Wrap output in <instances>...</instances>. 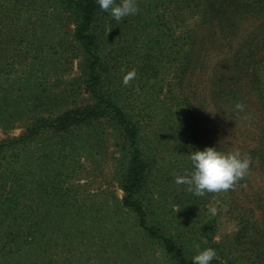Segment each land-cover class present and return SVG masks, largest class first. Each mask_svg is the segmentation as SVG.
I'll return each instance as SVG.
<instances>
[{"label":"rangeland","instance_id":"1","mask_svg":"<svg viewBox=\"0 0 264 264\" xmlns=\"http://www.w3.org/2000/svg\"><path fill=\"white\" fill-rule=\"evenodd\" d=\"M148 2L138 0V5L144 9ZM170 6L163 17L172 18ZM27 8L26 2L19 4L17 18L8 19L0 0V18L8 27L15 23L19 28L15 33L4 29L6 33L0 34V41L10 40L8 48L0 49V64L6 69L0 71V101H9V108L0 111V143H12L0 152L1 191L4 195L16 192L20 202L10 217L21 215L17 218L22 220L24 214L22 228L30 225L25 241L2 242L0 264H176L162 243L138 226L136 214L122 207L124 172L120 161L126 153L121 149L126 139L107 118L76 124L66 131L40 129L18 141L38 118L52 119L67 108L93 103L84 92L82 53L71 38L75 21L55 2L37 8L32 18H25ZM177 12V34L186 36L192 30L197 37L208 38L214 32L201 24L199 14L187 8ZM129 17L127 23L125 18L117 23L114 45H106L105 52L116 49L109 65L111 75L127 100V110L143 126L141 146L146 154L152 153L146 194L155 210L151 222L170 225L168 232L185 247L188 257L211 247L218 253L212 262L218 264H264V114L256 115L261 90L257 80L262 81L264 91V70L259 71L256 81L246 79L248 95L243 111L219 108L220 104L211 99V72L223 53L232 54L237 40L228 45L221 38L222 44L216 47L206 43L208 63L189 78L191 89L197 92L206 138L226 151L239 149L252 163L250 175L235 188L196 196L186 185L175 183L176 175L188 172L185 154L176 147L178 136L163 133L160 140L153 131L166 108L175 104L176 94L171 91L182 93L179 72L164 62L158 80L140 83L134 62L141 61L140 46L145 38L135 18ZM256 24L252 18L243 20L239 36ZM43 50L46 55H41ZM38 63H43L44 72L38 73V81L28 80ZM130 72L134 77L124 84ZM187 87L185 93L190 89ZM36 90L43 97H35ZM149 104L159 106L155 112L161 113L147 116ZM20 106L24 111L18 113ZM194 199H199L198 204L191 203ZM212 207H216V215L210 213ZM185 209L193 213L192 218L180 212Z\"/></svg>","mask_w":264,"mask_h":264},{"label":"trees","instance_id":"2","mask_svg":"<svg viewBox=\"0 0 264 264\" xmlns=\"http://www.w3.org/2000/svg\"><path fill=\"white\" fill-rule=\"evenodd\" d=\"M148 1L144 9L139 7V13L132 16L136 20V26H140L139 32L145 38L140 46L143 53L141 61L134 62L135 72L140 83L142 82L144 85L152 79L160 78L164 62L173 65L176 72H179V75L176 74L179 77L178 83L181 85L182 93L177 94L173 90L171 91L176 94L173 95L175 104L173 108H166L165 114L158 120L157 127L153 131L160 140L164 137L163 133H168L171 137L178 136L176 147L180 152H184L183 160L187 164L186 168L189 172L191 171V162L188 153L197 148L214 146L213 140L206 138L200 106L197 102V92L195 89H191L192 83L189 78L196 73L199 66L204 67L208 63L210 52L204 50L207 42L216 47L222 44L221 38L228 45L237 40L232 54L223 53L220 59H217L211 72L210 94L211 99L220 104L219 108L227 106L234 111L237 103L244 104L245 95H248L246 79L250 77L256 81L259 71L264 70V0ZM25 2L29 10L25 18H32L36 15L37 8H41L47 3L52 5L55 2L75 21L71 38L82 53L80 69L85 83L84 92L90 96L93 103L67 108L52 119H46L43 116L38 118L37 123L29 128L30 134L22 135L18 141H24L40 129L55 128L66 131L76 124L83 122L91 124L100 118H107L116 131L126 139L125 144L121 147L126 153L123 154V159L120 161V168L124 172L122 207L136 214L138 226L152 238L161 242L166 253L176 261V264H192V257H188L185 247L168 232L167 229L170 225L152 223L150 219L155 214V210L151 208L152 198L146 196L152 153L146 154L141 146L143 126L140 124V120L133 119L130 111L127 110V100L123 98L120 88L115 84L114 76L111 75L109 65L110 61L115 58L116 49L111 47L108 53L105 52L106 45H114L116 33L113 31L118 22L113 20L108 12L102 11L96 0H3V7L6 12L8 11L7 17H10L8 19L17 18L16 8L21 3L25 5ZM170 4L172 5L170 8H173L172 18H165L162 14ZM179 8L181 10L187 8L192 13L199 14L201 24L214 29L211 36L208 38L197 37L192 30L186 36L177 34L174 23L180 19L177 12ZM127 18L124 19L125 23L129 21ZM251 18L257 21L256 26L249 33L239 36L241 22ZM10 26L13 28L8 27L4 18H0V31H2L0 34L6 33L3 32L4 29L6 31L12 29L11 31L14 33L19 29L15 27V23L14 25L11 23ZM150 31L154 32L156 36L150 35ZM7 38L8 36L5 37V39ZM9 41L4 39L0 41V49L8 48ZM203 50L205 52H202ZM43 54L46 55L44 50L41 55ZM2 67L3 65L0 64L1 72L6 70ZM40 71L44 72L43 63L34 66L28 74L30 76L28 80L36 79L34 81H38ZM110 84L112 87L109 86ZM153 84L151 86H154ZM257 84L261 89L258 106L260 108L257 109L256 114L259 116L264 114V94H262L264 91L262 90V81L260 83L258 79ZM186 86L190 89L185 93L183 89ZM33 95L43 97L39 90L33 92ZM152 95H154L153 92ZM159 104L157 103V105ZM8 106L7 98L0 101V111H5L9 108ZM158 107L149 104L145 109L147 116L149 113L150 116L159 115L161 112H155ZM160 107L165 110L164 105ZM23 111L24 108L20 106L18 113ZM11 144V140L0 143V152ZM262 146L261 151L263 150L264 156V142ZM216 147L226 151L223 146L217 145ZM156 148L154 147V149ZM2 187L0 183V245L2 242L4 244L9 241L23 242L30 233V225L26 226L27 228H22L26 221L24 214H22V220L17 218L21 215L10 217L12 208L14 209L19 204L20 199L16 192L4 195V191H1ZM198 200L194 199L191 203L196 204ZM180 212H183L188 218H192L193 213L190 212V214L186 209L180 210ZM212 264L218 263L212 262Z\"/></svg>","mask_w":264,"mask_h":264},{"label":"clouds","instance_id":"3","mask_svg":"<svg viewBox=\"0 0 264 264\" xmlns=\"http://www.w3.org/2000/svg\"><path fill=\"white\" fill-rule=\"evenodd\" d=\"M96 3L117 22L125 17L135 16L140 11L138 0H96ZM133 77L134 73H128L123 83L127 84ZM235 108L237 111H243L244 105L237 103ZM188 154L191 171L176 175L174 179L176 184L186 185L187 190L196 196L203 197L207 193L228 191L250 175L251 157L242 154L239 149L224 151L216 146H207L192 150ZM209 211L212 215L217 213L216 207L210 208ZM217 256L216 249L208 247L193 255L192 264H212Z\"/></svg>","mask_w":264,"mask_h":264}]
</instances>
